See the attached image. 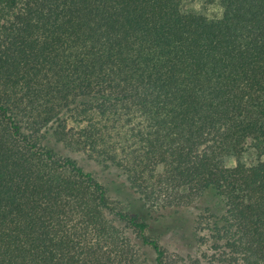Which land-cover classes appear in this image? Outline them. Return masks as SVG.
I'll use <instances>...</instances> for the list:
<instances>
[{"label": "trees", "instance_id": "obj_1", "mask_svg": "<svg viewBox=\"0 0 264 264\" xmlns=\"http://www.w3.org/2000/svg\"><path fill=\"white\" fill-rule=\"evenodd\" d=\"M182 2L0 0V264H264V0Z\"/></svg>", "mask_w": 264, "mask_h": 264}, {"label": "rangeland", "instance_id": "obj_2", "mask_svg": "<svg viewBox=\"0 0 264 264\" xmlns=\"http://www.w3.org/2000/svg\"><path fill=\"white\" fill-rule=\"evenodd\" d=\"M182 9L183 11L193 12L205 15L207 17L213 18L220 16V7L218 6L217 0H183L182 2ZM261 158L264 159V156ZM240 160L241 162L245 164H251L255 162L259 157L252 152L251 149L246 148V150L239 156L238 158L235 157H226L225 163L228 165L235 164L236 160ZM85 168L91 172H93L96 176H99L100 178H104L103 180H109V182H106L109 185L110 189H115L117 186V183H112L113 180L117 182V176L115 174V171H104L98 164L95 162L89 161L84 162Z\"/></svg>", "mask_w": 264, "mask_h": 264}]
</instances>
